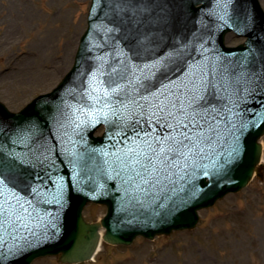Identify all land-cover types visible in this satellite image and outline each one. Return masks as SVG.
Segmentation results:
<instances>
[{"label": "water", "instance_id": "obj_1", "mask_svg": "<svg viewBox=\"0 0 264 264\" xmlns=\"http://www.w3.org/2000/svg\"><path fill=\"white\" fill-rule=\"evenodd\" d=\"M94 1L76 56L75 62L78 56L82 59L77 72L75 63L52 93L36 98L18 115H9L0 105V179L6 185L0 187L5 196L14 193L22 202L31 201L30 206L25 203L31 212L27 229H0V264H30L45 255L58 256L61 263L84 262L98 246L101 226L105 242L128 244L137 234L152 237L191 225L197 208L244 187L257 165V140L264 133L263 85L249 58L232 59L248 49L229 51L225 59L209 46L208 33L184 31L175 21L184 16L185 0H144L128 11H119L115 0ZM242 1L188 0L187 17L216 3L215 23L235 24L233 13ZM198 2L204 3L199 9L194 6ZM260 36L264 39V33ZM194 40L200 43L193 51ZM123 72L127 79L120 80ZM113 79L122 91L107 88ZM169 80L190 87L204 82L200 104L215 116L214 131L201 156L182 173V185H193H181L183 191L175 192L177 180L172 178L145 196L125 182L118 163L136 109L115 101L125 93L139 99L134 90L139 82L159 85ZM97 86L99 101L89 97ZM97 95L92 92V97ZM100 124L106 131L95 138L92 132ZM88 201L107 206L101 222L90 224L82 218ZM179 210L185 217L175 220ZM166 217L171 221L165 223Z\"/></svg>", "mask_w": 264, "mask_h": 264}, {"label": "rangeland", "instance_id": "obj_2", "mask_svg": "<svg viewBox=\"0 0 264 264\" xmlns=\"http://www.w3.org/2000/svg\"><path fill=\"white\" fill-rule=\"evenodd\" d=\"M258 1L264 10V0ZM88 7L89 0H0V43L6 37L0 45V101L11 112L20 111L39 94L49 92L68 72L85 29ZM65 42L73 44L72 51L67 49L51 79L32 74L14 76V66L7 70L9 60L22 68L32 63L33 69L35 60L37 64L48 60L55 63L58 49ZM226 42L236 45L242 39L228 35ZM49 47L55 50L49 52ZM12 79L16 84L10 83ZM261 142L264 163V136ZM104 213V207L90 204L83 216L94 222ZM32 264L60 263L56 258H43ZM82 264H264V173L261 180L254 178L241 192L202 210L191 231L153 241L138 238L128 247L103 244L93 261Z\"/></svg>", "mask_w": 264, "mask_h": 264}, {"label": "snow or ice", "instance_id": "obj_3", "mask_svg": "<svg viewBox=\"0 0 264 264\" xmlns=\"http://www.w3.org/2000/svg\"><path fill=\"white\" fill-rule=\"evenodd\" d=\"M140 3L144 0H115L114 6L119 11H128ZM118 78L127 79V73L118 74ZM203 85V81L192 83L191 87L183 83L175 86L171 80L159 85L139 82L138 87L134 85L139 99L125 93L115 101L125 108L132 104L136 109L126 126L123 155L118 157L120 170L127 176L125 182L135 193L148 196L158 186L163 189L177 170L189 167L203 153V146L211 140L215 120L211 109L200 104L204 99ZM107 88H112L113 93L122 91L115 79L108 82ZM99 91L100 86L93 87L89 97L99 101ZM92 92L98 95L92 97ZM103 97H109L107 89ZM105 106H108L107 100ZM0 186L6 187L2 179ZM25 203L31 205V201L22 202L14 193L5 196L0 187V229L28 228L26 221L31 212Z\"/></svg>", "mask_w": 264, "mask_h": 264}, {"label": "bare ground", "instance_id": "obj_4", "mask_svg": "<svg viewBox=\"0 0 264 264\" xmlns=\"http://www.w3.org/2000/svg\"><path fill=\"white\" fill-rule=\"evenodd\" d=\"M21 2H23V0H21ZM21 5H24V3H22ZM84 22H85V19H84ZM78 28H79L78 26L75 27L76 30ZM80 30H82V27L80 28ZM75 37H76V35H74V38ZM3 38L5 39L6 37H3ZM4 39L2 40V42L4 41ZM2 42L0 43V45L2 44ZM72 47H73V44H70L69 42H65V44L63 43V45L58 49V53H57V57L55 59V63H53V62H50L49 63L50 60H48L47 63L46 62H43V63L39 62L37 64L36 63V60H35V62H34L35 68L33 69L34 66H33L32 63H30L31 66L29 68H27L26 66L22 68L19 65H17L16 63L11 62L9 60L8 62H6V67H7V70L12 69L13 66L15 67V70L16 71L13 72V74H12L14 76H17V75L21 76V75H30V74H32V76H35L36 78H37V76H39L38 77L39 79H43V80H45V79H51L52 76L55 75V73L52 72V71L54 69H56V66L62 60V58H63V61H64V59L66 57V51H67V49L70 50V51H72ZM54 50H55L54 47H49V52H53ZM39 52H41V51H39ZM68 57H69V55H68ZM68 57L66 58L67 59V62H68V59H70V57L69 58ZM42 61H44V59H42ZM63 61H61V62H63ZM42 64H47V66H46L47 68L44 65H42ZM10 83L14 84L15 82L13 83V79H12ZM12 84H10L9 86L12 87ZM13 86H15V85H13ZM15 87H18V86H15ZM261 162H263V158L261 159ZM175 212H177V211H175ZM169 215H171V214H169ZM180 217L181 218L185 217V213L181 214V212L179 210V213H177V215L175 217V220L180 219ZM164 221L166 223V222H169L171 220H169V217H166V218H164ZM101 235H102V230L100 231V236ZM102 246H103V244L100 242V244H99V246L97 248V252H99L101 250Z\"/></svg>", "mask_w": 264, "mask_h": 264}]
</instances>
